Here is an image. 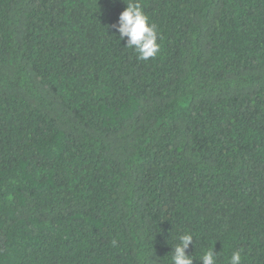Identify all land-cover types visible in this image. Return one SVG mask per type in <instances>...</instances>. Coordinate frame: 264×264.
Here are the masks:
<instances>
[{
    "label": "trees",
    "instance_id": "16d2710c",
    "mask_svg": "<svg viewBox=\"0 0 264 264\" xmlns=\"http://www.w3.org/2000/svg\"><path fill=\"white\" fill-rule=\"evenodd\" d=\"M0 0V264H264V0Z\"/></svg>",
    "mask_w": 264,
    "mask_h": 264
},
{
    "label": "clouds",
    "instance_id": "9594fccd",
    "mask_svg": "<svg viewBox=\"0 0 264 264\" xmlns=\"http://www.w3.org/2000/svg\"><path fill=\"white\" fill-rule=\"evenodd\" d=\"M125 10L119 15L118 22L112 27L118 32L119 39L126 40L127 47L138 53V59L155 58L160 53L158 32L156 26L149 22L138 0H129ZM193 235L189 232L179 236V243L172 251V264H194L192 255L187 254L190 245H193ZM219 253L213 248L204 252L202 264H218ZM228 264H242L239 251H233Z\"/></svg>",
    "mask_w": 264,
    "mask_h": 264
}]
</instances>
